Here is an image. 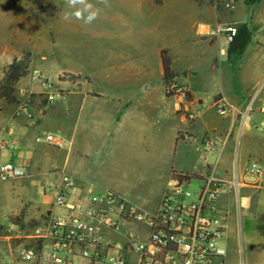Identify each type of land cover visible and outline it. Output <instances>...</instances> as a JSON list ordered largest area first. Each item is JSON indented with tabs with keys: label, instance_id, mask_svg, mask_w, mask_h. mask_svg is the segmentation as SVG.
Returning <instances> with one entry per match:
<instances>
[{
	"label": "crops",
	"instance_id": "crops-1",
	"mask_svg": "<svg viewBox=\"0 0 264 264\" xmlns=\"http://www.w3.org/2000/svg\"><path fill=\"white\" fill-rule=\"evenodd\" d=\"M194 1L196 3L192 4V0L187 3L182 0H136L134 4L119 6L117 16L110 22L111 29L108 28L101 34L103 57L102 62L97 63L101 65L103 78L118 93L111 98L107 97L111 103L109 102L106 110H100L93 103L94 100L106 98L92 88L97 79L94 78L93 81V78L88 79L79 72L68 73L80 77L67 82L70 88H75L70 89L65 109L67 124L63 122L66 125L64 130L69 135L70 176L75 180L76 188L78 184L90 181L85 174L92 170L89 156L91 150L106 149L108 142L104 139L108 140L115 133L122 134L131 132L130 130L135 133L141 127L156 128L162 123V120L157 119L160 107L155 101L156 94L164 99L174 100V109L171 111L179 122L174 135L175 145L178 142L186 144L195 162L180 170L172 167L166 172L164 192L154 211L157 210L174 174H214L228 181H238L239 193L228 190L219 200L226 223V264H264V171L260 177L246 173L250 161L260 163L264 169V131L262 135L253 131L251 115L246 123L240 113L227 117L218 115L213 104L218 96H222L240 111H245L249 97L240 94L239 99L232 102L220 79V63L211 51L207 57L197 55L196 59H189L187 51L184 50L189 43L190 34L195 33L194 36L200 35L213 51L216 43L217 55L228 58L227 38L225 34H217L218 29L228 27L223 24L225 19H230L232 24H246L241 21L247 14L254 21L253 29L264 31V0L255 4H248L246 0H234L238 7L231 15L221 12L222 0ZM236 15L237 19L234 18ZM128 19L131 22L126 23ZM209 37L214 39L213 43L206 40ZM163 51H168L171 68L177 75L174 83L187 87L191 92V98L186 99V103L177 99L179 97H170L165 93L161 59ZM207 74L209 77L203 92L211 96L213 101L204 109L205 100L196 79ZM182 76L184 80H181ZM164 99L165 105L167 103ZM35 114V119L29 120L25 116L15 117L14 113H0V164L25 166L30 177L34 176L33 172L35 175L47 173H39L37 169L51 162L43 158L45 149L36 143V137L49 133L60 122L44 125L40 113ZM200 124H203V130L199 128ZM90 129L104 132L106 138L102 144L92 147L88 141ZM180 136L183 137L180 139ZM207 140L213 143L210 153L203 149ZM212 157L214 159L211 161ZM210 161L213 163L210 164ZM26 179L9 181L12 193L7 203L8 208L0 210V264L7 259V264H24L18 255L30 242V235L22 232V224H25L31 214L29 209H33V206L43 208L40 212L35 211L40 213V218L37 217L38 225L43 222L53 203L49 196L45 204H40L37 201L38 194L48 197L42 192L41 182H33V191H30L28 185L22 182ZM46 179L43 178L42 181ZM89 187L90 185L85 184L82 189H92L96 193L113 191L135 204L117 187Z\"/></svg>",
	"mask_w": 264,
	"mask_h": 264
},
{
	"label": "rangeland",
	"instance_id": "rangeland-1",
	"mask_svg": "<svg viewBox=\"0 0 264 264\" xmlns=\"http://www.w3.org/2000/svg\"><path fill=\"white\" fill-rule=\"evenodd\" d=\"M135 1L108 0L105 4L103 0H87L91 11H95L97 16L91 23H86L85 19H77L72 15L73 9L68 7L65 0H0V94L2 95L0 113H14L15 117L25 116L29 120H34L35 113H40L44 125L60 121L49 133L36 137V143L45 149L43 158L51 162L37 169L39 173L47 172L42 173L43 176L35 175L33 172L34 176L22 180L30 191H33V182H41L42 185L43 178H55L60 174L70 175L69 135L67 130H64L65 123L67 124L65 109H67L70 89L75 88L69 87L67 82L70 83V79L64 75L69 72H79L88 79L93 78V81L94 78L97 79L98 81L93 83V90L106 96L104 99L93 101L100 110H106L109 106L111 100H107V97L111 98L118 94L103 78L101 65L97 64L102 62L103 57L101 34L108 28L111 29L110 22L117 16L120 5L134 4ZM182 1L191 2V0ZM191 3L196 2L192 0ZM221 3L222 13L231 15L236 12L238 6L234 0H222ZM88 14V12L83 13L85 18ZM236 17L237 15L234 18ZM127 22H131V19L126 20ZM241 22L250 26L254 44L248 47L240 59L218 56L216 43L213 51L203 42L200 35L194 36L195 33L190 34L189 43L184 50L187 51L189 59H196L197 55L204 57L209 51L214 57L216 56L221 66L220 79L230 99L235 103L240 94L249 97L245 108L247 107L248 113L253 117L251 120L253 131L262 135L264 130L260 128V123L264 116L260 114V108L264 101V31H255L252 27L254 21L247 14ZM223 24L228 27L223 30L218 29L217 34H225L226 37L228 28L238 26L230 23V19H225ZM206 40L210 43L214 42L211 37ZM221 41L223 42L222 37ZM15 60L16 65L20 67L19 73H25V76L11 85L12 83L7 81V73ZM204 76L197 78L196 81L199 91L203 93L204 109H206L213 100L203 92L209 75ZM184 79L182 76L181 80ZM7 86L12 87V90L6 88ZM4 93L7 96H4ZM172 94L171 92L169 95ZM163 99L164 97L156 94L155 101L160 107L157 119L162 120H159L162 125H157L156 128L141 127L135 133L132 130L122 134L115 133L108 140L104 139L106 138L104 132L89 130L88 141L92 147L102 144L103 139L108 142V147L103 150H91L89 156L92 170L85 174L91 180L78 184L79 190H83L85 184L90 185L89 188L117 187L143 211L155 210L164 192L166 172L168 173L172 167L180 170L195 162L186 144L178 142L177 146L175 145L174 135L179 127V122L171 111L174 109L175 101L165 98L167 104L164 105ZM177 99L186 103L185 98ZM223 101L229 103L222 96H218L213 103L214 107ZM203 127V124H200V130H203ZM49 135L58 138L61 145L37 142L39 137ZM213 159L214 157L210 158L211 161ZM211 161L210 164L213 163ZM197 185L199 182L193 180L189 188L196 190ZM11 193V182L0 183V210L8 208L7 203ZM49 198V196L37 195V201L42 205ZM40 209L43 208L33 206V209H29L31 214L28 215L25 224H22V232L27 235L32 234L38 223L37 219L40 218V213L37 214L35 211L40 212ZM135 230L134 225L123 227V231ZM239 241L241 244V237ZM239 257L241 260V252ZM7 262L8 259L3 261V264Z\"/></svg>",
	"mask_w": 264,
	"mask_h": 264
},
{
	"label": "built area",
	"instance_id": "built-area-1",
	"mask_svg": "<svg viewBox=\"0 0 264 264\" xmlns=\"http://www.w3.org/2000/svg\"><path fill=\"white\" fill-rule=\"evenodd\" d=\"M236 34V28H228L229 45ZM187 90L173 84L169 93ZM215 108L221 117L240 113L244 123L250 120L247 107L240 111L223 101ZM260 111L264 116V101ZM260 128L264 130V119ZM37 142L61 145L52 135ZM203 149L210 153L213 143L205 141ZM263 171L256 161L246 167V173L256 177ZM28 177L25 166L0 164V183ZM193 180L199 182L196 190L189 188ZM239 187L238 181L214 174H174L157 210L145 212L116 192L79 190L70 175L60 174L42 181V192L53 203L28 237L19 260L24 264H226V223L219 200L228 190L238 194ZM132 225L135 231H123Z\"/></svg>",
	"mask_w": 264,
	"mask_h": 264
},
{
	"label": "trees",
	"instance_id": "trees-1",
	"mask_svg": "<svg viewBox=\"0 0 264 264\" xmlns=\"http://www.w3.org/2000/svg\"><path fill=\"white\" fill-rule=\"evenodd\" d=\"M260 0H246L248 4H255L259 2ZM237 34L233 37L232 42L229 45L228 49V58L229 59H240L244 56L245 52L247 51L248 47L252 44L253 40V32L249 25L242 24L238 25L236 27ZM162 59V66L164 71V84L166 89L167 96L170 97H181L182 94H185L186 99L191 98V92L190 90H187L185 92H182L181 94H172L169 95L170 87L175 84L174 81L177 77V75L174 73V71L171 68V60L168 55V51H163L161 54ZM20 67L16 65V60L10 65L8 73H7V81L11 82L13 85L14 83L18 82L21 78L25 76V73H19ZM64 77L69 78L72 81L78 80L80 77H76L74 75L65 74ZM181 87V86H180ZM6 88H9L12 90V87L7 86ZM183 88V87H182ZM4 96H7L6 93L3 94ZM2 95L0 94V98ZM20 221V219H17Z\"/></svg>",
	"mask_w": 264,
	"mask_h": 264
},
{
	"label": "clouds",
	"instance_id": "clouds-1",
	"mask_svg": "<svg viewBox=\"0 0 264 264\" xmlns=\"http://www.w3.org/2000/svg\"><path fill=\"white\" fill-rule=\"evenodd\" d=\"M103 2L107 4L108 0H103ZM65 3L70 9H73L72 15L77 19H85L86 23H91L97 16L95 11H91V6L87 4V0H65ZM84 12L89 13L86 18L83 15Z\"/></svg>",
	"mask_w": 264,
	"mask_h": 264
}]
</instances>
